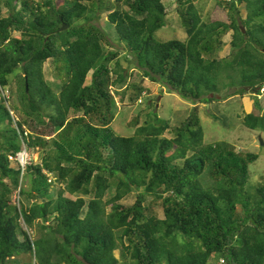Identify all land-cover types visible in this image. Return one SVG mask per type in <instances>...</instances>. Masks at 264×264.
Instances as JSON below:
<instances>
[{
    "label": "trees",
    "instance_id": "obj_1",
    "mask_svg": "<svg viewBox=\"0 0 264 264\" xmlns=\"http://www.w3.org/2000/svg\"><path fill=\"white\" fill-rule=\"evenodd\" d=\"M174 1L184 42L156 39L166 25L163 0H64L62 9L56 0H0V84L9 86L21 69L22 106L41 124L39 116L51 110L52 135L25 139L29 148L41 150V162L24 172L12 169L9 156L21 150L26 122L13 127L0 104L9 120V129L0 133L7 144L0 147V264L22 254L32 258L25 264H119L117 249L129 256L127 264H264V181L249 180L256 155L236 153L226 142L206 144L193 116L173 130L172 139L162 138L169 124L157 118L161 126H142L131 137L110 129L115 103L109 86L127 83L125 70L116 69L119 62L108 68L120 55L105 49L111 42L134 57L145 77L187 101L211 103L207 96L224 90H237L227 98L246 88L264 91V0H216L228 10L229 23H206L196 0ZM102 14L112 33L93 24ZM63 22L69 29L59 32ZM229 31L230 58L218 59ZM49 59L64 79L58 95L44 80ZM256 106L262 108L259 101ZM244 125L260 131L264 141V114H248ZM50 175L64 186L56 198L49 192ZM25 178L31 191L20 188ZM19 188L36 202L15 205ZM109 193L113 197L105 200ZM131 193V207L119 204ZM159 204L163 219L152 210Z\"/></svg>",
    "mask_w": 264,
    "mask_h": 264
},
{
    "label": "rangeland",
    "instance_id": "obj_2",
    "mask_svg": "<svg viewBox=\"0 0 264 264\" xmlns=\"http://www.w3.org/2000/svg\"><path fill=\"white\" fill-rule=\"evenodd\" d=\"M38 1V0H36ZM106 4L111 3L115 5L116 0H103ZM166 7L165 27L158 31L155 35L156 39L160 42H167L171 40L186 41L187 33L183 27L180 19V13L178 12V4L174 0H163ZM199 14L203 20L208 22L220 21L229 23L228 10L222 7H218L216 0H196L194 2ZM56 5L59 9L64 6V0H56ZM241 17L246 19L247 12L244 5L239 6ZM108 15L102 14L100 18H96L93 21L94 25L102 26L106 30L112 33L113 26L108 22ZM69 29V28H68ZM67 29V30H68ZM245 31V29H244ZM13 37H20V34L15 32ZM231 40L232 32L229 31L223 38L224 45L220 52L215 57L218 59H229L231 55ZM107 51H119L120 55L111 63L108 64L110 71L112 68H116V63L119 62L120 68H116L119 71H124L127 75V83L124 88L119 86H109L110 95L115 103L114 119L110 125L111 131L117 136L131 137L135 135V132L140 127H146L148 124L154 127H159L162 123H168L169 128L162 135V138L172 139L174 137L173 130L179 128L182 123L186 122L190 117H194L198 121V126L203 128L204 142L206 144H215L226 142L230 145L236 153H247L256 155L257 159L250 165V184L258 185L264 181V155L261 154V146L259 143V137L262 136L260 131H253L245 127L244 119L248 114L262 115L264 114V91L257 89V91H246L245 94L238 93L232 97L230 92L237 90H224L220 95H210L207 98L214 99L211 103H199L195 100H184L176 93L172 92L166 84L153 82L148 77L143 75V71L138 67V64L134 57L126 51L117 42H111V47L104 44ZM128 57V60L126 59ZM133 62V63H132ZM93 71H91L86 79V85H89L92 80ZM43 76L46 84L50 89L58 95L61 91L63 84V78L59 77L56 66L53 60H47L43 66ZM23 78L24 74L21 69H17L12 73L10 77V85L6 87L7 97L10 96L9 102L13 107L19 121L26 122L25 127L32 135L41 136L46 139H51L52 135L48 134L50 126L48 115L51 110L43 111L39 116L40 120L44 121V124L39 123L35 116L30 117L26 114L22 106L23 97ZM112 80L117 77L111 74ZM134 86V87H132ZM141 86V87H140ZM140 94H139V90ZM261 92V94H260ZM259 101L262 108L260 110L256 106V102ZM262 109V110H261ZM82 116V114H79ZM156 118L162 123L156 122ZM0 121L2 122L0 127V133L9 129V120L0 113ZM0 136V147H6V139ZM54 137V136H53ZM40 151V152H39ZM2 152V151H0ZM30 157L33 165L41 162V150L31 148ZM66 166H70L67 165ZM10 167L12 169L18 168L16 162H11ZM51 188L50 195L56 198L57 192L61 186L56 181L55 175L50 177ZM49 179V180H50ZM8 182V181H6ZM10 183V182H9ZM22 190L24 192L31 191V181L25 178L22 183ZM20 188L17 192L13 193L12 201L15 205L20 207V201L22 204H33L36 202L34 198H28L26 195H20ZM64 197L75 200L76 197L70 196L68 193L64 194ZM113 197L112 193L107 194L105 200ZM135 194L131 193L120 201L119 204L124 207H131L135 203ZM110 212V208L107 209ZM153 213L159 218L163 219L162 206L156 205L152 208ZM21 227L28 230L23 220H19ZM49 222L48 224H50ZM33 239H37V230L33 229L29 231ZM122 250L117 249L114 255L119 259V264H127L129 256L123 258L121 256ZM32 258L29 254H22L15 257L8 264H25ZM17 261V262H16ZM34 261V260H33Z\"/></svg>",
    "mask_w": 264,
    "mask_h": 264
},
{
    "label": "built area",
    "instance_id": "obj_3",
    "mask_svg": "<svg viewBox=\"0 0 264 264\" xmlns=\"http://www.w3.org/2000/svg\"><path fill=\"white\" fill-rule=\"evenodd\" d=\"M6 95V90L0 84V102H8L10 96L7 97ZM10 161L13 163L16 162V164L18 165L17 169H21L22 172H24L26 168L32 164V160L26 146H24L23 151L18 152L14 156H11Z\"/></svg>",
    "mask_w": 264,
    "mask_h": 264
},
{
    "label": "clouds",
    "instance_id": "obj_4",
    "mask_svg": "<svg viewBox=\"0 0 264 264\" xmlns=\"http://www.w3.org/2000/svg\"><path fill=\"white\" fill-rule=\"evenodd\" d=\"M5 90H6V87L7 86H2ZM3 103H4V105H5V107H6V109H7V111H8V113H9V116H10V118H11V120H12V125H13V127L15 126L16 128H19L20 126H19V122H21V121H19V119L17 118V116H16V114L14 113V110H13V107L11 106V101L9 102V100H8V102H5V101H2ZM2 102H0V104L2 103ZM1 127V126H0ZM21 128L23 129V126H21ZM24 129L26 130V133L24 134H21V136H20V139H19V141H20V143H21V150L19 151V152H21V151H23V148H24V146H26L27 147V149H28V152H30V150H31V148H29L28 146H27V144H26V142H25V139H27L28 137H30V132H29V130L26 128V127H24ZM28 131V132H27ZM17 154V153H16ZM30 154V153H29ZM11 156H14V155H10L9 156V160H10V157ZM10 164H11V161H10ZM33 165V163L30 165V166H32ZM29 166V167H30ZM15 170H17V168H15ZM51 176V175H50ZM51 180H52V178L49 180V182H51Z\"/></svg>",
    "mask_w": 264,
    "mask_h": 264
},
{
    "label": "water",
    "instance_id": "obj_5",
    "mask_svg": "<svg viewBox=\"0 0 264 264\" xmlns=\"http://www.w3.org/2000/svg\"><path fill=\"white\" fill-rule=\"evenodd\" d=\"M68 28H69V25L63 22L62 23V27L60 28L59 32H64ZM243 32H245V31L243 30ZM248 90H250V88H246V91H248ZM259 143H260V146H261V154L264 155V141H263L261 136L259 137Z\"/></svg>",
    "mask_w": 264,
    "mask_h": 264
},
{
    "label": "bare ground",
    "instance_id": "obj_6",
    "mask_svg": "<svg viewBox=\"0 0 264 264\" xmlns=\"http://www.w3.org/2000/svg\"><path fill=\"white\" fill-rule=\"evenodd\" d=\"M259 89V88H258ZM7 90V89H6Z\"/></svg>",
    "mask_w": 264,
    "mask_h": 264
}]
</instances>
